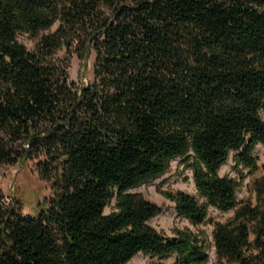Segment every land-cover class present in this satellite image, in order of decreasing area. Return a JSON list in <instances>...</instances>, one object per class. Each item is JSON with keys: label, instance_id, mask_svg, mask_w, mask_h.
<instances>
[{"label": "trees", "instance_id": "trees-1", "mask_svg": "<svg viewBox=\"0 0 264 264\" xmlns=\"http://www.w3.org/2000/svg\"><path fill=\"white\" fill-rule=\"evenodd\" d=\"M72 54H93L92 81H70ZM258 145L264 0H0V165L31 161L51 184L35 216L0 190V264H206L212 248L211 264H264V176L254 201L237 193ZM230 156L239 176L219 173ZM174 158L195 193L161 194L197 231L168 236L131 190Z\"/></svg>", "mask_w": 264, "mask_h": 264}, {"label": "rangeland", "instance_id": "rangeland-1", "mask_svg": "<svg viewBox=\"0 0 264 264\" xmlns=\"http://www.w3.org/2000/svg\"><path fill=\"white\" fill-rule=\"evenodd\" d=\"M55 28L51 31H53ZM47 32V31H46ZM18 39L26 45L28 49L35 47L36 39L28 37L27 35H19ZM66 52L61 50L56 54V58H66ZM69 67L67 69L70 81L76 85L86 84L93 80V54L84 60H81L76 55H69ZM255 156L258 159V169L253 173L249 174L248 170L243 172V185L241 189L237 191L238 199L251 198L254 201V195L249 192V185L251 184L252 178H260L264 176V147L258 145L255 150ZM228 158L225 164L220 168L219 173L221 175L228 174L230 176H239L236 169H233L234 162ZM168 170L158 178L143 182V184L133 188L131 191L139 193L145 196L150 202L161 207V213L152 218L149 223L151 226L156 228L158 231H162L164 234L171 236L175 230L178 229H192L197 231V228L189 224L185 219L177 215L174 210V204L167 200L162 194V191L181 190L186 193H195V184L191 177V172L185 169L179 158H174L170 163ZM0 190L5 196V200L8 202L12 199L20 200L22 203L21 211L27 215H33L38 211L46 207L47 198L51 193V184L44 182L40 179L38 172L31 161H20L15 165H0ZM232 213H220L216 210H211V216L217 220H224L230 217ZM212 226L209 224L200 227V230L208 235L210 240ZM211 241V240H210ZM210 260L206 264H211L215 260L213 255V248L209 252ZM158 261L157 258L149 257L139 253L132 257L127 264H150ZM163 264H172L174 261L173 257H169L161 260Z\"/></svg>", "mask_w": 264, "mask_h": 264}]
</instances>
